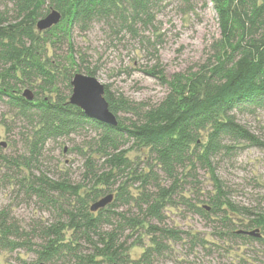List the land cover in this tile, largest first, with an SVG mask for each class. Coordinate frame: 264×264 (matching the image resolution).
Returning a JSON list of instances; mask_svg holds the SVG:
<instances>
[{
    "label": "trees",
    "instance_id": "1",
    "mask_svg": "<svg viewBox=\"0 0 264 264\" xmlns=\"http://www.w3.org/2000/svg\"><path fill=\"white\" fill-rule=\"evenodd\" d=\"M178 1L188 6L184 12L195 9L193 0ZM204 2L213 6L219 26L207 61L197 69L169 75L156 56V63L144 71L167 87L156 103L116 97L105 84L116 126L87 116L69 102L75 75L71 70L79 67V72L83 67L76 63L72 38L77 30L86 32L96 22H103L113 33L141 36L143 30L156 26L157 1L12 0L11 8H0V101L29 127L23 142L26 153L0 156L7 166L20 169L19 174L26 173L20 187L56 214L29 233L10 211H1L3 249L33 253L36 260L28 264H153L167 243L178 238L174 230L153 221L164 222L163 212L179 195L181 178L199 168L209 172L214 192L208 201L197 197L195 203L182 193L185 204L208 222L219 223L216 233L264 244V211L233 203L215 165L222 152L246 145L264 149V140L238 119L239 114L264 110V0ZM52 10L61 13L60 22L38 30V21ZM65 44L71 56H67L68 66H61L47 54ZM85 69L84 74L96 76L95 70ZM26 89L33 92L32 100L24 97ZM87 128L97 131V136L90 152L82 153L86 157L83 183L75 184L65 175L50 178L43 164L47 143ZM131 150L143 161L147 158L141 173L128 155ZM159 172L172 182L169 189L160 182ZM125 176L141 181L142 190L136 194L127 181L118 184ZM109 194L114 195L113 201L92 211L91 206ZM192 194L203 196L199 190ZM124 206L130 207L128 211L118 212ZM245 216L248 223L243 221ZM144 230L151 243L143 245L136 258L133 252L138 244L128 245V236ZM239 231H256V235Z\"/></svg>",
    "mask_w": 264,
    "mask_h": 264
},
{
    "label": "rangeland",
    "instance_id": "2",
    "mask_svg": "<svg viewBox=\"0 0 264 264\" xmlns=\"http://www.w3.org/2000/svg\"><path fill=\"white\" fill-rule=\"evenodd\" d=\"M156 1V26L142 29L141 36L139 32L130 31L113 33L103 22L94 23L86 32L77 30L72 42L76 63L83 67L82 71H76L80 68L75 67L71 72L84 73L85 68L95 70L96 77L109 86L112 94L116 97L123 95L134 102L156 103L164 97L167 87L144 71L156 63V56L160 57L169 75L197 69L207 61L210 44L217 37L219 26L213 6H206L204 0H193L195 9L186 12L188 6L178 0ZM7 7H12V0H0V8ZM47 55L61 66H68L67 56H71L67 44L50 48ZM120 116L126 119L131 117L125 113H120ZM238 119L264 140V110L253 115L239 114ZM28 131V125L18 119L5 102L0 101V141L7 143L6 147H0V155H24V134ZM95 136L97 131L87 128L68 137L50 140L43 156L44 170L48 176L58 179L60 175H65L71 182L82 184L86 160L82 153L90 152L89 146L93 144ZM128 155L135 160L134 167L139 168L137 173H141L147 158L143 161L133 150ZM215 165L216 174L227 187L228 198L233 203L254 212L264 211V149L246 145L232 153L222 152L215 159ZM19 171L12 165L4 164L0 156V212L5 209L10 211L22 229L31 233L40 221H52L56 214L38 197L29 196L20 187V179L26 173L22 171L19 174ZM128 177H120L118 184L127 181L131 191L139 193L143 188L141 181ZM159 177L162 185L169 189L172 182L166 180L161 172ZM181 179L179 195L189 194L194 203L197 197L208 201L214 192L209 172L203 168ZM197 190L202 191L203 196L192 194ZM179 195H174L166 206L164 222L153 221L158 227L174 230L178 236L167 243L160 256H155L153 264H264L263 243L224 235L222 231L216 233L215 227H219V223L208 222L195 209L188 207ZM205 204L209 206L207 202ZM129 208L124 206L117 210L127 212ZM243 221L248 223V216L243 217ZM235 228L239 229L240 225ZM145 230L128 236V245L138 244L133 252L136 258L142 253L143 245L151 243V237ZM35 260V255L24 249L7 251L0 246V264H28Z\"/></svg>",
    "mask_w": 264,
    "mask_h": 264
},
{
    "label": "water",
    "instance_id": "3",
    "mask_svg": "<svg viewBox=\"0 0 264 264\" xmlns=\"http://www.w3.org/2000/svg\"><path fill=\"white\" fill-rule=\"evenodd\" d=\"M62 19V15L57 10H52L46 17L40 19L37 23L38 30L43 31L56 25ZM72 94L69 102L79 108L84 113L98 121H102L116 126L118 124L117 116L111 111L109 102L106 99V87L96 76L84 73H76L71 81ZM24 97L32 100L34 95L30 89H26L23 93ZM0 146L6 147L7 143L0 141ZM114 199L113 194H109L91 206L92 211H98L105 208ZM246 232L249 235H256V231H239Z\"/></svg>",
    "mask_w": 264,
    "mask_h": 264
},
{
    "label": "flooded vegetation",
    "instance_id": "4",
    "mask_svg": "<svg viewBox=\"0 0 264 264\" xmlns=\"http://www.w3.org/2000/svg\"><path fill=\"white\" fill-rule=\"evenodd\" d=\"M0 147H3V146H0Z\"/></svg>",
    "mask_w": 264,
    "mask_h": 264
}]
</instances>
